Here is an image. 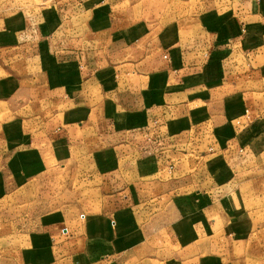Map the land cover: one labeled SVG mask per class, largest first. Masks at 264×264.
Returning <instances> with one entry per match:
<instances>
[{"label":"crops","instance_id":"crops-1","mask_svg":"<svg viewBox=\"0 0 264 264\" xmlns=\"http://www.w3.org/2000/svg\"><path fill=\"white\" fill-rule=\"evenodd\" d=\"M9 1L0 264H264V0Z\"/></svg>","mask_w":264,"mask_h":264},{"label":"rangeland","instance_id":"rangeland-1","mask_svg":"<svg viewBox=\"0 0 264 264\" xmlns=\"http://www.w3.org/2000/svg\"><path fill=\"white\" fill-rule=\"evenodd\" d=\"M29 1L32 2L34 5H39V4H41L42 0H13V1H9V3H14V5H17L15 3H19L20 5H25ZM47 2H45L44 4H47ZM34 28H35V24L31 23V24L28 25L29 31H31L32 29L34 30ZM3 112L5 113V115H4ZM7 115H8V111H7L6 107H5V103L0 102V119L3 118L4 116H7Z\"/></svg>","mask_w":264,"mask_h":264}]
</instances>
